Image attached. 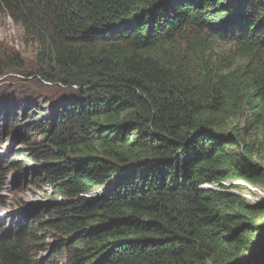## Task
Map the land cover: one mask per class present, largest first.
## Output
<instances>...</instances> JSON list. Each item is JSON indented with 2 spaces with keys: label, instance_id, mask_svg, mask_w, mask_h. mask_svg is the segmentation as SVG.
Returning a JSON list of instances; mask_svg holds the SVG:
<instances>
[{
  "label": "trees",
  "instance_id": "obj_1",
  "mask_svg": "<svg viewBox=\"0 0 264 264\" xmlns=\"http://www.w3.org/2000/svg\"><path fill=\"white\" fill-rule=\"evenodd\" d=\"M0 17L35 64L0 50V76L64 90L1 118L18 187L32 174L51 200L3 229L0 264H264V200L223 184L264 187V0H0Z\"/></svg>",
  "mask_w": 264,
  "mask_h": 264
},
{
  "label": "rangeland",
  "instance_id": "obj_2",
  "mask_svg": "<svg viewBox=\"0 0 264 264\" xmlns=\"http://www.w3.org/2000/svg\"><path fill=\"white\" fill-rule=\"evenodd\" d=\"M4 18L5 17H0V50L19 51L26 61V73L35 71L32 48L22 44V32L20 28L8 20L5 21ZM191 45L192 43H189L187 46L184 44L182 48L187 49ZM232 49V46L228 43H215L210 52L214 55L212 61L214 63L222 62ZM190 54L192 55L193 53L191 52ZM194 57L195 56H193V58ZM25 76L26 75L24 74L7 71L0 76V123L2 121L1 118L4 116L16 113V108H11L13 102H17V104L20 105V101L25 100L23 105L25 106L27 104V99L32 95L29 91L44 92L45 96L52 93L59 96L64 92L62 88L58 87L60 85L51 86L49 85L50 83L47 84L46 82L38 83L35 81L38 83V86L32 88L31 81ZM18 95L22 98L21 100H17ZM47 111L48 106L45 108L46 113ZM238 120L240 123L241 120ZM234 121L236 124V119ZM21 122H23V119H21ZM241 126H243L242 122ZM8 129V121L5 122V128L2 129L0 127V235L3 234V229L9 224V222L16 224L17 220L25 219L27 212L34 211L39 214L43 209H46L47 213L48 201L51 200L48 198V188L39 187L32 174H28L21 182V186L18 187V179L16 176L22 173L23 169H20L17 172L13 170L12 166L6 163V161L21 159L20 156H16V154L20 152L18 149L20 144L18 142L14 143L11 140ZM4 156H6V158L1 161ZM25 163L26 162H23V164L19 163V165L22 164L21 166H24L27 169H30L33 166L32 164L27 166V163L26 165ZM30 172L31 171H29V173ZM229 183L232 184V182ZM219 188L220 187H218V189ZM231 190L243 195L250 192V190L244 186L239 188L231 186ZM260 196L262 197L260 200H264V197L258 195V193L255 197Z\"/></svg>",
  "mask_w": 264,
  "mask_h": 264
},
{
  "label": "built area",
  "instance_id": "obj_3",
  "mask_svg": "<svg viewBox=\"0 0 264 264\" xmlns=\"http://www.w3.org/2000/svg\"><path fill=\"white\" fill-rule=\"evenodd\" d=\"M223 184L225 186H230V187H231V185H239V186H244L245 188H248L250 190V192L245 194V195L241 194V196L246 198L247 200L249 199L248 201H250V202L262 201V200H260L262 198L261 196L255 197L257 193H258V195H262L264 197V191H263L264 187L252 185V184L246 183L244 181H234V182H232V184L229 182H223ZM203 187L212 188V189L217 190L218 187H220V186L217 184H205ZM231 191H233V190H231ZM99 192H100V190L95 191L94 193L89 192V193L85 194L84 196L85 197H93V196H96L97 194H99ZM233 192H235V191H233ZM235 193H238V192H235Z\"/></svg>",
  "mask_w": 264,
  "mask_h": 264
},
{
  "label": "clouds",
  "instance_id": "obj_4",
  "mask_svg": "<svg viewBox=\"0 0 264 264\" xmlns=\"http://www.w3.org/2000/svg\"><path fill=\"white\" fill-rule=\"evenodd\" d=\"M45 83V82H44ZM47 83V82H46Z\"/></svg>",
  "mask_w": 264,
  "mask_h": 264
}]
</instances>
